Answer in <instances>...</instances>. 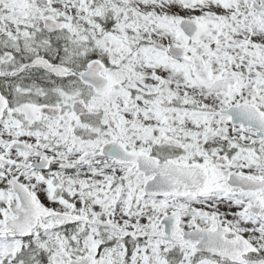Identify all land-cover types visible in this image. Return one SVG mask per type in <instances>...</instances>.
Listing matches in <instances>:
<instances>
[{
	"label": "snow or ice",
	"instance_id": "snow-or-ice-1",
	"mask_svg": "<svg viewBox=\"0 0 264 264\" xmlns=\"http://www.w3.org/2000/svg\"><path fill=\"white\" fill-rule=\"evenodd\" d=\"M0 264H264V0H0Z\"/></svg>",
	"mask_w": 264,
	"mask_h": 264
}]
</instances>
